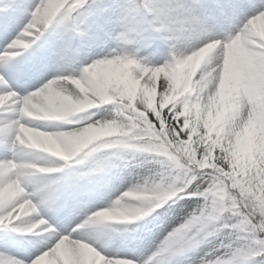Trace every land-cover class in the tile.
I'll return each mask as SVG.
<instances>
[{"label":"snow or ice","instance_id":"1","mask_svg":"<svg viewBox=\"0 0 264 264\" xmlns=\"http://www.w3.org/2000/svg\"><path fill=\"white\" fill-rule=\"evenodd\" d=\"M0 264H264V0H0Z\"/></svg>","mask_w":264,"mask_h":264}]
</instances>
